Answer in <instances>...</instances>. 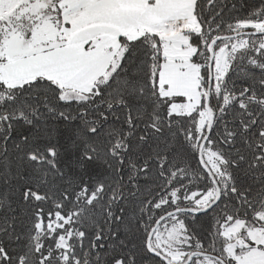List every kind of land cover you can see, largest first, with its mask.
I'll list each match as a JSON object with an SVG mask.
<instances>
[{
    "label": "snow or ice",
    "instance_id": "snow-or-ice-1",
    "mask_svg": "<svg viewBox=\"0 0 264 264\" xmlns=\"http://www.w3.org/2000/svg\"><path fill=\"white\" fill-rule=\"evenodd\" d=\"M0 264H264V0H0Z\"/></svg>",
    "mask_w": 264,
    "mask_h": 264
}]
</instances>
